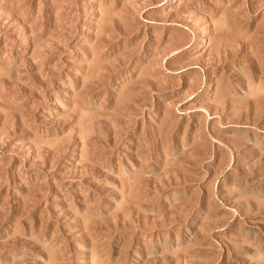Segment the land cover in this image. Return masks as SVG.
I'll return each instance as SVG.
<instances>
[{"label":"rangeland","instance_id":"374dc122","mask_svg":"<svg viewBox=\"0 0 264 264\" xmlns=\"http://www.w3.org/2000/svg\"><path fill=\"white\" fill-rule=\"evenodd\" d=\"M0 264H264V0H0Z\"/></svg>","mask_w":264,"mask_h":264}]
</instances>
